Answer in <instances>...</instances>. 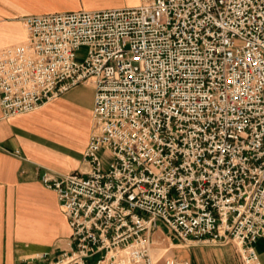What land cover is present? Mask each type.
<instances>
[{"label": "built area", "instance_id": "2783aa9c", "mask_svg": "<svg viewBox=\"0 0 264 264\" xmlns=\"http://www.w3.org/2000/svg\"><path fill=\"white\" fill-rule=\"evenodd\" d=\"M23 24L25 40L0 48L3 117L94 83L84 168L42 175L71 247L27 263L189 264L156 257L162 225L186 246L232 243L261 264L264 0H141Z\"/></svg>", "mask_w": 264, "mask_h": 264}, {"label": "crops", "instance_id": "0c3cea01", "mask_svg": "<svg viewBox=\"0 0 264 264\" xmlns=\"http://www.w3.org/2000/svg\"><path fill=\"white\" fill-rule=\"evenodd\" d=\"M141 0H0V48L25 40L23 17L78 10L131 7ZM94 83L88 79L39 109L3 117L0 108V264H28L35 254L52 257L71 247V228L45 171L72 173L82 162L92 131ZM155 252L189 264H243L232 243L186 246L159 226ZM264 264V237L255 243Z\"/></svg>", "mask_w": 264, "mask_h": 264}, {"label": "rangeland", "instance_id": "374dc122", "mask_svg": "<svg viewBox=\"0 0 264 264\" xmlns=\"http://www.w3.org/2000/svg\"><path fill=\"white\" fill-rule=\"evenodd\" d=\"M86 52V48L85 47H82L80 50H79V53H85ZM102 154V157H103V161L105 163L109 162L111 160V156L104 150H101L100 152ZM165 250L161 249V250H158L157 251V254H156V257H159Z\"/></svg>", "mask_w": 264, "mask_h": 264}, {"label": "bare ground", "instance_id": "6f19581e", "mask_svg": "<svg viewBox=\"0 0 264 264\" xmlns=\"http://www.w3.org/2000/svg\"><path fill=\"white\" fill-rule=\"evenodd\" d=\"M163 250H165V251H166V249H165V248H163Z\"/></svg>", "mask_w": 264, "mask_h": 264}]
</instances>
